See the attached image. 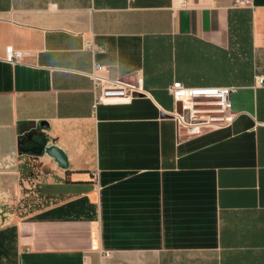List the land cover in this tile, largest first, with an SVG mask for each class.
Here are the masks:
<instances>
[{"label": "crops", "instance_id": "0c3cea01", "mask_svg": "<svg viewBox=\"0 0 264 264\" xmlns=\"http://www.w3.org/2000/svg\"><path fill=\"white\" fill-rule=\"evenodd\" d=\"M181 1L0 0V264H264V0ZM94 61L148 93L94 106ZM176 80L234 120L177 129Z\"/></svg>", "mask_w": 264, "mask_h": 264}, {"label": "built area", "instance_id": "2783aa9c", "mask_svg": "<svg viewBox=\"0 0 264 264\" xmlns=\"http://www.w3.org/2000/svg\"><path fill=\"white\" fill-rule=\"evenodd\" d=\"M188 0H182L186 5ZM235 6L253 7L252 0H234ZM85 48L101 50L93 41H85ZM21 51L7 48V60L14 62L22 58ZM110 68L94 61L88 73L93 82L94 106L97 104H117L130 102L134 97L146 95L142 73L137 71L133 78L110 77ZM255 84H264V75L255 77ZM237 90L235 85L187 86L181 81H173L168 86L172 100L178 105L167 114L176 123L177 129L187 134H196L208 127H222L230 124L237 112L232 109L231 95Z\"/></svg>", "mask_w": 264, "mask_h": 264}, {"label": "rangeland", "instance_id": "374dc122", "mask_svg": "<svg viewBox=\"0 0 264 264\" xmlns=\"http://www.w3.org/2000/svg\"><path fill=\"white\" fill-rule=\"evenodd\" d=\"M33 188V190H35V192H36V189H37V187H32ZM37 193V192H36ZM10 207H13V208H16V202L15 203H11V206Z\"/></svg>", "mask_w": 264, "mask_h": 264}, {"label": "water", "instance_id": "95a60500", "mask_svg": "<svg viewBox=\"0 0 264 264\" xmlns=\"http://www.w3.org/2000/svg\"><path fill=\"white\" fill-rule=\"evenodd\" d=\"M41 125L44 126V127L47 126L46 123H41Z\"/></svg>", "mask_w": 264, "mask_h": 264}]
</instances>
